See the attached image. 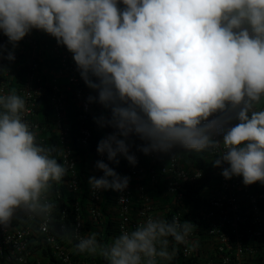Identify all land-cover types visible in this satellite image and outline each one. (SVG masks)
I'll return each instance as SVG.
<instances>
[{"label": "clouds", "instance_id": "clouds-1", "mask_svg": "<svg viewBox=\"0 0 264 264\" xmlns=\"http://www.w3.org/2000/svg\"><path fill=\"white\" fill-rule=\"evenodd\" d=\"M33 30L72 55L94 93L86 108L99 104L108 113L94 118L113 129L97 152L118 165L96 162L103 175L89 177L94 193L111 189L115 196L132 185L119 174L127 161L138 163L133 146L146 165L154 153L161 165L165 154L181 160L182 152L201 153L226 180L264 185V0H0V34L7 38L0 60L14 62ZM27 111L25 97L0 84V231L14 220L55 226L58 186L75 167L39 138ZM114 196L105 213L101 204L103 227L107 217L117 226ZM196 227L148 215L106 242L82 234L79 224L61 225L58 235L104 264H172L178 246L198 248L190 239Z\"/></svg>", "mask_w": 264, "mask_h": 264}, {"label": "built area", "instance_id": "built-area-1", "mask_svg": "<svg viewBox=\"0 0 264 264\" xmlns=\"http://www.w3.org/2000/svg\"><path fill=\"white\" fill-rule=\"evenodd\" d=\"M0 43L7 44V38L2 34ZM7 46L11 50V45ZM15 57L14 62L0 60V67L8 71L0 73V84L4 85L5 91L15 88L25 97L28 107L25 118L35 127L39 138L57 145L62 151L60 158L75 164L61 187L58 186L59 213L62 217L65 215L63 189L70 195L74 211V220L68 226L79 224L82 234H97L104 222L101 212L104 191L94 193L88 179L103 175L95 166L98 160L109 163L113 169L118 164L109 162L106 155L98 154L97 146H94L92 157L88 158L90 174L85 194L80 185L78 166L79 152L92 145V134L86 124L102 106L88 104L86 108V98L94 93L80 78L72 55L65 47L58 46L53 37L33 30L19 42ZM68 101L76 107L75 126L67 118ZM44 104H48L47 124L39 122ZM104 129L102 138L113 131L109 127ZM141 143L135 140V144ZM131 152L136 155L138 163L132 166L127 161L119 175L128 176L132 185L123 192L115 191L114 196L117 234L122 225L131 228L148 215L164 218L167 214L169 220L175 216L197 226L190 239L198 241V248L192 250L190 246H178L177 255L183 260H191L194 264H264V185L257 182L245 186L242 177L226 180L220 174L221 169L214 167L216 182L203 188L192 209V200L186 202L184 185L198 184L204 177L201 170L185 168L180 163V155L171 159L165 154L167 165H161V155L150 154L146 165L135 146ZM208 156L214 159L213 155ZM120 158L123 157L118 156ZM162 182L164 187L160 197L164 202L159 206L162 212H157L158 203L153 194L156 185ZM82 206L86 213L84 218ZM65 221L55 223L57 232L61 225H66ZM60 238L53 233L52 226L44 227L37 221L14 220L11 227L0 231V264H92L84 257L80 258L74 248L75 239L70 242L67 238Z\"/></svg>", "mask_w": 264, "mask_h": 264}, {"label": "trees", "instance_id": "trees-1", "mask_svg": "<svg viewBox=\"0 0 264 264\" xmlns=\"http://www.w3.org/2000/svg\"><path fill=\"white\" fill-rule=\"evenodd\" d=\"M75 105L68 101V109H67V117L71 124L75 125ZM101 114L107 115L108 113L106 110L101 108L99 112L94 114V116L87 122V127L89 128L91 134H92V145L89 146V148L80 151V164L78 166V176L80 178V185L82 187V190H84L87 187V179L89 177V160L88 158L92 157V149L94 146L98 145V142L102 139L105 130L101 128L94 120V118L99 117ZM49 120V111H48V104H45V108L42 111V114L40 115L39 122L47 124ZM46 136V135H44ZM48 143V142H47ZM86 154V156H85ZM121 163H124L123 159H120ZM180 162L187 167H195L202 171L203 173V179L198 182V184L193 185H184V194L186 202H191L192 209L195 207L197 203V198L200 196V194L203 192V188L206 185H210L212 183L216 182L217 175L215 174V170L213 171V166L211 163L205 162V156L201 153H195V152H182L181 153V160ZM157 169V168H156ZM61 187V185L59 186ZM164 187L163 184H157L156 185V191L154 192V199L157 201L164 202L163 199L160 197V192L162 191V188ZM63 199L62 203L65 209V215L62 217L59 211L61 208H57V211L55 213L56 216V222H60V220H66V225H69L71 220H74V211L73 207L70 203V195L66 193L62 189ZM113 196L114 192L113 190L109 189L104 191L103 193V203H102V211L103 213L106 212V209L109 207L110 204H113ZM83 202V198L81 200V203ZM62 206V207H63ZM193 211V210H192ZM86 215L85 208L82 206V217ZM170 215L164 214V218L169 219ZM86 225L89 228V222L87 221ZM53 233L58 236V232L56 231L57 228L55 226H52ZM98 239H100L102 242L109 241L111 237L114 235H117V226L113 219L107 217V220L105 222V227L102 226V230L97 233ZM60 240H63V238H60ZM80 258H85L87 261L94 262V264H104V261L101 257H91L85 254H79ZM172 264H194L191 260H183L180 255H176L174 258Z\"/></svg>", "mask_w": 264, "mask_h": 264}]
</instances>
